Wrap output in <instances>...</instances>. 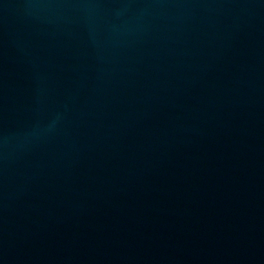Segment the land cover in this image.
I'll list each match as a JSON object with an SVG mask.
<instances>
[{
    "label": "water",
    "instance_id": "1",
    "mask_svg": "<svg viewBox=\"0 0 264 264\" xmlns=\"http://www.w3.org/2000/svg\"><path fill=\"white\" fill-rule=\"evenodd\" d=\"M0 264H264V0H0Z\"/></svg>",
    "mask_w": 264,
    "mask_h": 264
}]
</instances>
